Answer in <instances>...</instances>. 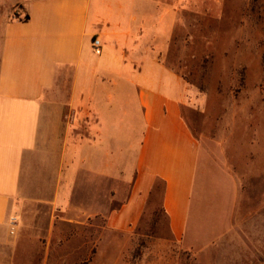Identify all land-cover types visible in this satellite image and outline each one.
Wrapping results in <instances>:
<instances>
[{
    "label": "crops",
    "instance_id": "1",
    "mask_svg": "<svg viewBox=\"0 0 264 264\" xmlns=\"http://www.w3.org/2000/svg\"><path fill=\"white\" fill-rule=\"evenodd\" d=\"M156 5L0 0V264H126L159 192L197 264L264 263V170L195 134Z\"/></svg>",
    "mask_w": 264,
    "mask_h": 264
},
{
    "label": "rangeland",
    "instance_id": "2",
    "mask_svg": "<svg viewBox=\"0 0 264 264\" xmlns=\"http://www.w3.org/2000/svg\"><path fill=\"white\" fill-rule=\"evenodd\" d=\"M153 2L163 13L167 11L168 27L172 24L166 38L159 36V54L164 64L182 76L190 88L191 107L186 115L195 134L207 148L219 155L227 153V158L231 156L228 161L232 158L236 162L241 176L252 168L254 173L261 172L264 0ZM215 181H222L220 175L208 183L213 187L211 183ZM159 194L151 199L133 249L126 255V264H197L191 252H183L168 241Z\"/></svg>",
    "mask_w": 264,
    "mask_h": 264
},
{
    "label": "built area",
    "instance_id": "3",
    "mask_svg": "<svg viewBox=\"0 0 264 264\" xmlns=\"http://www.w3.org/2000/svg\"><path fill=\"white\" fill-rule=\"evenodd\" d=\"M92 48H93V52L95 54L99 55L101 53V43H100V40L98 38H94L93 39ZM16 225H17L16 219L15 218H10V221H9V233L11 235L15 233Z\"/></svg>",
    "mask_w": 264,
    "mask_h": 264
},
{
    "label": "trees",
    "instance_id": "4",
    "mask_svg": "<svg viewBox=\"0 0 264 264\" xmlns=\"http://www.w3.org/2000/svg\"><path fill=\"white\" fill-rule=\"evenodd\" d=\"M25 18H27V16Z\"/></svg>",
    "mask_w": 264,
    "mask_h": 264
}]
</instances>
